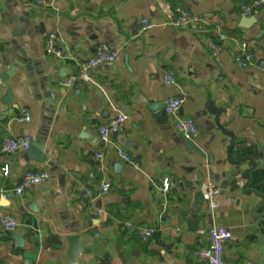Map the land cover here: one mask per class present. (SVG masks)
Listing matches in <instances>:
<instances>
[{
    "label": "crops",
    "instance_id": "crops-1",
    "mask_svg": "<svg viewBox=\"0 0 264 264\" xmlns=\"http://www.w3.org/2000/svg\"><path fill=\"white\" fill-rule=\"evenodd\" d=\"M243 1L249 0H49L45 6L0 0V76L12 74L8 105L1 104L8 89L0 90V217L9 214L18 223L13 233L0 224V264H73L68 238L76 236L77 246L102 248L103 254H80L77 264H205L194 260L193 252L200 241L210 242L198 230L212 227L231 232L224 249L228 263L264 264L258 229L264 234V222L254 213L264 197V4L245 16ZM180 7L201 23L192 30L169 27ZM143 19L154 28L143 30ZM218 33L229 41L213 57L207 43L218 40ZM51 34L64 58L46 52ZM243 42L256 59L246 69L235 64ZM102 45L118 52L115 63L92 70L90 82L59 86L77 73L73 58L86 61ZM168 72L176 85L165 83ZM171 97L184 100L180 117L196 121L194 142L204 157L185 148L187 141L164 112L163 102ZM209 101L226 109L220 122L243 140L245 153H257L261 167L250 174L248 185L254 193L243 192L247 181L240 176L224 178L232 169L224 161L230 138L216 126ZM24 108L32 121L16 123ZM115 109L129 116L127 126L104 143L98 130ZM25 136L45 146L44 169L28 163L26 151H1L5 138ZM121 150L137 165L124 163ZM97 152L105 154L103 162ZM27 171L49 177L18 196L15 188ZM103 180L112 188L95 201L105 213L96 218L83 196ZM210 184L221 190L214 209ZM201 191L205 203L194 213ZM257 213L264 214V205ZM191 220L198 221L197 229ZM143 229L154 230L153 236L144 240ZM16 233L23 236L22 247Z\"/></svg>",
    "mask_w": 264,
    "mask_h": 264
},
{
    "label": "built area",
    "instance_id": "built-area-1",
    "mask_svg": "<svg viewBox=\"0 0 264 264\" xmlns=\"http://www.w3.org/2000/svg\"><path fill=\"white\" fill-rule=\"evenodd\" d=\"M38 6H45L49 0H34ZM264 0H249L240 3V9L245 16L254 15L263 6ZM201 23V18L198 15L180 7L176 10V16L172 19L168 26L177 30H192L194 27ZM143 30L149 31L154 28V24L148 19L142 20ZM218 40H208L207 46L211 50L213 57H218L226 47L229 37L224 33H218ZM56 35L51 34L46 42V52L54 55L58 58H64L65 52L59 48L56 42ZM118 52L112 50L107 45H102L98 48L96 54L86 60L79 61L78 58H73L78 63L77 73L70 77L63 79L59 82V86L65 89H72L78 83L90 82L92 70L101 66L111 65L117 61ZM255 55L249 50L248 44L243 42L240 45L239 53L235 57V64L237 67L246 69L255 64ZM165 83L168 86H174L177 83V79L173 73L168 72L165 76ZM3 81L0 78V90L2 89ZM184 100L178 97L167 98L163 102V109L167 116L173 118L174 126L177 132L186 141H195L199 136V128L196 121L192 118H182L179 113L182 108ZM129 116L124 112L115 109V115L107 122L99 127V137L102 142L107 143L110 141L112 135L117 133H123L126 129ZM16 123H30L32 121L31 112L29 109L24 108L20 115L15 119ZM32 144V138L25 137H7L3 140L1 145V151L6 154H16L19 151H27ZM95 157L98 161L103 162L105 160V154L103 152H97ZM120 159L129 165L136 166L137 162L133 155L125 151H119ZM9 173L8 167L5 166L4 174L7 176ZM46 172L27 171L21 178L19 184L15 188V194L23 196L25 192L33 185H38L45 182L48 179ZM111 183L108 180H103L98 188L90 189L84 194V199L91 203L90 213L100 218L105 216V213L96 208L95 201L107 196L111 191ZM169 184L165 183L164 190L168 191ZM220 188L216 184H210L208 187V197L210 206L212 209L218 206V196L220 195ZM230 201H233L230 199ZM0 224L5 232L13 233L18 228L16 219L9 214H4L0 217ZM154 234V230L143 229L141 231V237L144 240L151 238ZM197 234L199 236L207 235L209 237V244L204 245L199 242L196 250L193 252V259L203 262L205 264H231L224 258V249L226 243L231 239L232 235L229 229L224 227H212L208 230L199 229Z\"/></svg>",
    "mask_w": 264,
    "mask_h": 264
},
{
    "label": "water",
    "instance_id": "water-1",
    "mask_svg": "<svg viewBox=\"0 0 264 264\" xmlns=\"http://www.w3.org/2000/svg\"><path fill=\"white\" fill-rule=\"evenodd\" d=\"M256 20H258V18H255ZM4 66L8 67L9 64L8 62L3 64ZM12 76L11 73L6 72L5 75L0 76V78L3 81V88H7L8 89V93L7 96L5 98H3L1 100V104L3 105H8L11 101H12V92H11V88H8L10 85V77ZM207 109L208 111L215 116V124L216 126L219 128V130L226 135L227 137L230 138V142H229V146L226 149V158H225V162L228 163L232 169L226 173L224 178L232 179V178H236L238 176L241 177L242 180L247 181V183L244 185L243 187V192L247 195L254 193L251 190H248V185L251 181V177L250 174L256 170L257 168L261 167V162L258 159L257 153L254 150V156H250L248 154L245 153V151L247 150V146L245 145H241V143L243 142V140L237 138L234 134V132L229 131L225 128V126L223 124H221L220 122V117L221 115L226 111L225 108H216L213 106V103L211 101H209L207 103ZM185 148L195 154H197L200 157H204L203 152L198 148V146L195 144L194 141H187V144L185 145ZM26 161L30 164H34L36 166L42 167L43 169L46 166L47 163V155L45 153V146L41 143L38 142H34L33 144L30 145L29 149L26 151ZM248 164L250 167L247 168L246 170H244L243 172H241V169L243 168L244 165ZM116 169L117 171H121L123 169V165L122 164H116ZM44 171V170H43ZM188 186L189 183H186ZM208 191V190H207ZM208 193V192H207ZM205 193L204 192H199L196 195V205L197 208L193 209L194 213H197L204 205V198ZM264 205V197H263V202L261 203V205L257 206L254 210L255 215H257L259 217V223L262 221L264 222V214H258L257 210L260 208V206ZM190 225L193 227V229H197L198 227V221L197 220H191ZM260 235H259V240L262 241V244L264 245V234L262 231V228H258ZM23 236L21 234L16 233L14 235V239L17 241V243H19V247L23 246L24 240L22 238ZM68 241L70 242V244L72 245V260H73V264H77V257L80 254L83 255H103L102 254V248H80L79 246H77V242H78V238L76 237H69ZM105 258H109V256L104 255Z\"/></svg>",
    "mask_w": 264,
    "mask_h": 264
}]
</instances>
